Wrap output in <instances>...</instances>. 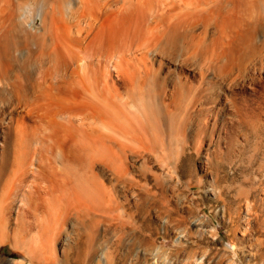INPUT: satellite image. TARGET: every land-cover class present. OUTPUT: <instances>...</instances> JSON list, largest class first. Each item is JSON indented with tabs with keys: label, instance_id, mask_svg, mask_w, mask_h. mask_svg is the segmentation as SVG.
Wrapping results in <instances>:
<instances>
[{
	"label": "bare ground",
	"instance_id": "1",
	"mask_svg": "<svg viewBox=\"0 0 264 264\" xmlns=\"http://www.w3.org/2000/svg\"><path fill=\"white\" fill-rule=\"evenodd\" d=\"M17 2L18 0L14 2L15 5L13 4V6L16 7L15 10L24 9V5L26 2L20 3V6L18 4L20 0L18 3ZM65 2L67 1L52 0L51 4L49 5L50 11L52 13L50 26L47 25L46 28L45 26L46 22L43 19H41L42 20L41 22H43L44 27L46 29L45 32L48 33L47 36H49L50 34L49 37L50 41L47 42L48 37L46 38V35H42L45 32L42 33L40 36L35 37V41H36L35 45L38 47V49L31 52V54L29 55L31 56L30 58L21 57L22 55L20 57L19 55L15 57L14 56L15 54L14 55L12 54L13 53L12 51H14L13 47L16 45L14 42L17 41L16 43H18V40H20V38H18L19 35L14 36L13 34L9 33V31L10 30L13 31V29L17 25L16 21L13 18L15 14H13L14 12H12V10L11 12L6 11L7 10L5 6L6 4L4 5L2 3L3 5L0 6V102H2L4 105L2 107V112L0 113V237L2 238L4 237L5 234H7L6 232L9 229L6 231V228H8V226L11 225L12 223L15 225L14 229L17 231V233L15 234L18 235L21 234V236H23L24 234H22V232L27 228L26 227L27 225L25 224L27 222L25 219V209H32L33 201L31 200L33 199V197L35 195L38 196L42 192L46 194L48 193L52 194L53 191H57L56 192L57 195H55V197L57 196V199L55 200H58V205L56 206L58 208H56V212H55L56 217L52 222V224L54 225L53 226L51 225L53 227L52 231H50L52 232L51 238L59 237L60 245L65 246L70 242L71 234L76 233V231L78 230L79 223L82 225L85 224L84 222H86L88 218L89 220L91 218L87 216H91L94 214L93 217L96 215V217H94V220H92L94 226L92 225L91 221L90 223H88L93 226L92 228H94V230H92L91 227L88 228V233L86 235L87 237L85 236L87 241V243H85L86 248L80 251V253L74 251L76 257L83 258L85 260L84 262L85 264L86 262L90 264H103V263L113 264L114 254L113 252H109L108 250V248H110L109 246L113 244L117 248V250H120L124 248L128 243L131 244L133 248L132 249L130 248L129 250L125 251L124 254L121 255L122 256L121 259L124 261L123 264H127L128 260L133 264H139L140 262L145 260L146 254L148 255L152 254L153 241L151 242L150 240L149 242H146L145 240L149 239L147 238V236H145L146 239H144L143 236L141 239L140 237L135 236L136 234L134 235L135 237H133L130 233H132L131 231L135 227L134 225L136 224V222L134 221L132 222L131 219L134 217L135 213L137 212L138 213L145 212L146 215H149L150 214L149 205L152 204V199H155L158 196H156V194L154 193L152 194L149 191V189L146 188L145 186L139 185L140 189L138 190L140 191L141 196L138 198V200L137 199L133 200V203L131 205V207H133L132 209L129 208L127 205L129 204L128 201L130 202V200L127 198H124L125 200L123 202H121V200H118L117 194L115 195L116 190L114 192L110 185L109 187H111V189H108L107 187L108 189L107 192H106L107 189L106 190L103 189L105 191V194L108 193V195L106 194L107 196L105 195L106 198L108 197L107 198L108 200H105L106 198L104 199V197H102L105 200L104 202L107 203L105 204L107 206H105V212H104V208H103L104 205L100 207L96 204V201H94V199L97 200L98 201L97 203H99V205H101L102 203L101 201H103V199L101 200V198L97 196L98 194L99 196L101 195L102 191L100 189H102L103 187L101 186L102 182L100 184V187H98L100 192H97L98 194H95L94 192V195L97 198L95 197L94 199H92V197L94 196L92 195L93 191L92 194L87 193L90 195H86V197H83L81 193V187H79L77 184L79 182H77V178H75V176H77L78 174L76 173L75 170L76 166H80L78 167V169L81 170V167H84L82 163L83 160H88V158L90 159V161L88 160L89 164L87 167L90 166V169L93 167V165L95 164L94 162L96 161L107 163V160L111 158L110 156L113 157L114 155L120 156L125 149H130L128 148L130 147V142L127 143L126 140L135 143L139 142L142 144L144 143V140L146 138H151V142H152V134H153L152 128L156 129V131L159 132V134H155L156 136H158L160 135V133L162 134V132H160V130L163 131V129H161L162 124L163 125L166 124L169 127L170 134L168 136L175 137L174 134L176 133L181 135L184 131L186 132L187 131L185 130L186 125H189L190 123L188 124L189 120H187L188 115L186 114V112H181L182 110H184L182 108L183 100L185 98L186 99L188 98L190 101H194L198 103H203L204 100L206 101L205 99L206 97L210 98V100H213V98L211 97H214L215 90L207 92V90L204 91L202 89V91H204L202 94H200L201 92L200 93L198 92L199 95H195L193 93L191 94L192 91L190 92L191 89L190 82L188 84V81L186 80L182 81L180 76L179 77L175 76L173 79V83L171 82L172 88L170 90L169 100L164 102L165 100L164 98L157 99L158 97L157 95L161 94L163 96L164 94L162 92L159 94L155 92L156 90L155 85L159 84L157 83L159 79L158 76L156 75V71L153 70L152 65H150L151 63L149 64L147 53L151 52L152 54L153 52V54L156 53L158 55L166 54L169 48L176 45L177 39L181 34L180 27L181 26L187 27V25H189L190 27L193 26L194 24L192 23L196 22L197 17L198 16L201 17L198 14L199 12L201 13L203 11H206L208 13L207 15L208 18L205 17L206 18L205 25L208 23V21H214V25H215V22H217L218 19H220L219 18L220 16L224 17L226 16L224 14H228L227 16L231 18L233 29L235 27V29L238 30V31L236 30L238 33H236V35L233 33L234 34L233 36L230 33L229 34L225 33L226 31L223 33L224 36L229 40L231 39V37L233 38L237 36V34H239L240 36H237L238 38L237 42L234 43L232 42L233 44L227 46L225 45V43L221 44L215 42L217 40L213 42L211 41L207 44L208 41L206 40L205 41L206 43L199 45L197 43L198 41L196 42L193 40L194 37L193 38L190 37V41H188L185 45L186 51L190 55L191 54L195 55L196 51H199L200 48V52L203 56V59L210 61L212 63L213 62L215 63L219 61L220 58L225 57L226 60L224 61H226V64L223 66L222 68L223 70L225 71L229 70L228 72H230V70L232 69L234 70V67L236 66L237 67V68L235 67L236 71L237 70L243 71L246 69L245 67L246 61L250 60V58L253 55L262 54V53H258L261 51H259L258 45L254 43L255 39H253V36L255 31L261 25L259 21L261 16H264V0H154V3L153 1H149L150 3L149 2L146 3L147 2L146 0H123L120 5L115 7H109L108 3L110 2V0H73L74 4L77 6L75 7L74 5L73 9L69 10V12L68 9L64 7ZM229 2H231V6L230 7H228V5L225 6L226 4H229ZM16 3L18 5H16ZM36 3L34 5H36ZM44 5H46V3ZM12 8L14 10V7ZM47 10L48 8L46 9V11ZM4 12H6L7 14ZM194 13L198 14L197 17ZM192 14H194L195 17H193ZM191 15L193 19L195 18L194 20L193 19L191 20V18L189 17ZM108 17L110 19L108 20L109 22L108 21L105 22V19ZM121 17L126 18L127 26H128V29L126 27L127 30L122 47L118 48L113 54L110 55L105 54L100 47V45L102 44L101 33L104 27L110 24V21L116 22ZM187 17H189L190 20H188ZM152 18L154 20L153 24L151 22ZM225 18L226 17H224V19ZM203 19L201 21L202 23H203ZM226 20L227 18L225 19V21ZM141 21L143 22L145 21V25H147L148 24L147 22H149L150 28L148 27L145 30L142 29L141 26H143L144 23L143 25H141L142 24ZM219 21L221 22V20ZM220 24L222 25L223 23ZM203 25L204 23L202 24V26ZM230 29L233 30L232 27ZM218 31L220 33V29ZM140 34L145 35L144 36L145 41L147 39L150 40L149 43L150 46H148L146 49L141 50V52L139 51L138 53H140V55H137L136 54L137 52L135 51L140 50L142 44L138 45L136 43V45L134 44L136 47H134L132 44V40L135 37H140ZM24 35H26L25 32ZM90 35L92 37L88 41V43L86 45L83 44V42L86 39H88ZM24 38H25L24 40L27 39L26 36ZM226 38H224V40H226ZM15 39L16 41H14ZM185 39L186 38H184V40ZM135 40L138 39L135 38ZM20 41L19 43H22V41L21 42ZM202 41L203 40H201V43ZM19 43L17 45H19ZM89 44L90 45L94 44L96 46L92 53H89L88 50ZM262 44H263L262 46L264 47V42ZM17 48H20V46ZM77 48H81L84 51H82L81 49L78 50ZM177 49H179L178 46ZM17 50L18 49H16V51ZM29 50L30 49H28V52ZM133 52H135V55ZM183 55L187 56L188 54H183ZM110 57L116 58L114 59V61H116L114 62L115 65L113 63V66L111 65L113 68L111 67L110 68L117 70V73L121 75L123 84L125 86V88L123 87L124 91H118L119 89L116 88V85L112 84L113 81L110 83L111 85L109 84L108 76L110 75V73L108 71L107 59H109ZM33 58L36 59V62H33L35 61V59L33 60ZM189 58H193V57H189ZM262 59L263 58H261V60ZM168 61L170 63L171 62L174 63V65H178V66L180 65L176 59H168ZM13 62L17 63V66L16 67L14 66V68H13L14 65ZM248 63L250 64V61L247 62V64ZM218 66L220 67V64ZM245 71H244V75H245ZM239 73L237 72V75H241V73L240 74ZM233 76L235 77V75ZM233 76L231 78H233ZM210 77H213V75ZM229 77L230 76H228V79ZM205 80L203 79L204 82L207 81ZM161 82H163V80ZM165 82H167L166 79L164 80L162 86L166 85L164 84ZM227 83L230 82L227 81ZM213 88L211 90H213ZM159 89L161 90L162 88ZM208 90H210V88H208ZM195 91H197V89ZM217 101L218 100H216L214 103H216ZM227 102H229V100ZM184 105L185 106L187 105V107H189L188 105H192L193 107V104H191V102L190 104L184 103ZM228 105L231 109L230 104ZM19 107H21L20 111L18 110ZM223 107H225L224 104ZM189 108L185 107V109H189ZM22 110L23 112L26 113L25 115L20 113L22 112ZM26 115L33 117L31 121L32 123L31 122L28 123L26 121L25 118ZM193 115H191V118ZM252 124H247V125L245 124V126L250 125V127L251 126L254 127ZM166 133L168 134L169 131ZM174 137H170L171 140ZM180 137L184 138L183 136ZM176 139L178 140V137ZM114 146L117 147L118 150L114 149L113 148ZM230 152L231 151H228L229 154ZM221 158L224 157H220V159ZM56 161L57 162L59 161L61 164L60 166L64 165L67 169L69 167L70 169L75 167L73 172H72L73 169L71 171H68L69 169L67 170V173L71 172V174L73 175L72 176L68 173L72 178L67 176L66 178L62 177V175L64 176L62 172H61L62 175L59 176L61 173L60 170L56 171V165H57ZM62 169H63L62 171L65 170L63 167ZM58 173L60 174L58 175ZM114 174L117 176L116 173ZM94 175L91 176V179L92 177H95ZM89 178L87 179L86 177L87 179L86 183L91 180ZM117 178L119 177H116V180ZM158 181L159 179L157 180V182ZM43 182H46L47 184L45 183L43 185ZM82 183H83V179L81 184ZM95 184H92L91 186L94 185L99 186L98 183L95 182ZM133 184L134 185L137 184L138 186V182L136 181ZM161 184L163 183L158 184V186H160ZM156 185L157 184H155V186ZM160 187L162 189L163 186L161 185ZM210 188H207V190H210ZM85 191L88 192L89 189L88 191L87 190ZM210 191H212V189ZM254 191L256 192V190ZM221 192L222 190L217 191V195H214L215 198L219 199L221 196L223 197ZM133 195L138 197V195L135 193H133ZM153 195H155L156 197L154 196L153 198L152 197ZM164 195H162L161 199L163 198ZM164 198L163 200L166 203L167 198L165 199ZM139 199H141V201H139ZM158 199H160V195ZM158 199L156 198L158 202L160 201L163 203V201ZM156 200L153 201L156 203L158 207L161 208L160 209L161 212L163 210L164 211L169 210L168 212L171 211L169 209V206L171 204L170 205L168 204L169 206L166 204L168 207L165 206V208L163 209V207H161L162 204L160 203L161 205L159 206ZM112 205L114 206V208L121 209L119 211L120 213L113 211L116 215L118 213V216L114 215V213L111 212L112 210L110 209H114L111 208ZM156 205L153 204L154 208L153 207L152 208L154 211H156L157 214L158 212L160 213L158 215H161V212L159 210L157 212V210L155 209V208L158 209ZM245 207H246V212L245 215L243 216L244 229L242 227L243 230L242 233L244 235L246 231L248 230L252 231V229L254 228L253 221L260 216L259 214L260 212L258 213L254 209L255 207L253 203L247 201ZM107 208H109V210ZM172 210H174L172 212H175L176 211L175 207L172 208ZM225 211L226 209L223 210V212ZM10 213H13L12 219L8 218ZM112 214L115 217H112L113 216ZM235 214L236 215L233 217L234 219L232 218V216H230V219L232 218V222L236 218L237 219L240 218V211L236 210ZM123 215L125 216V218L128 217V219L126 220L124 217L120 218ZM44 220H42V222H44ZM133 220L136 219L133 218ZM238 221L239 220H237V223ZM99 222H103L101 234L99 232H96L97 228L101 227ZM130 222L135 223L134 225L131 224L134 226L131 227L132 230L127 229L130 228L128 224ZM203 222L200 221L198 218L193 219V221L191 222L194 226L195 233L197 232L201 236L208 231L207 226H205L207 222L206 223ZM39 223H41V221ZM98 223L100 227H97L99 225L95 227V225ZM237 223L234 226L235 230L237 228L236 226H240V223H238L239 225ZM148 228L150 229V227ZM83 229H84V225L81 230ZM90 229L93 232L94 231L95 232L94 233L92 232L93 234H90L89 233ZM28 230H30L29 226H28ZM41 230H38V232H40ZM210 232L211 233L214 232L215 233V234L213 233L214 235L217 234L214 230ZM27 233L25 235H27ZM188 233L190 234L189 231ZM35 234L37 235V233ZM109 234H111L112 237L108 239ZM129 235H131L132 238L129 237ZM186 235L187 233L185 231L179 234L177 236L179 238L178 242H180L183 237L186 239ZM80 236L78 235V237ZM34 237L35 239H33ZM34 237L33 238L31 237L32 238L31 240L32 241L34 240L36 243V240L39 238V235L37 236L34 235ZM59 238H57V240ZM243 238L244 236L240 237L239 239L240 245L243 243L242 241L245 240V239L242 240ZM27 239L29 240L30 238ZM257 240L258 241L256 243L254 242L255 246L252 244L251 241L247 248H244L246 246V243L244 247H242L243 244L241 245L240 249L241 250L243 249L245 255L248 256L249 260L251 256L254 257V255H256V250L258 249L259 246L261 247L262 245V247H264V239L263 240L257 239ZM27 244H29L30 246V243ZM32 244L34 245V243L31 242V245ZM37 244L38 243H36L35 247H37L40 244V242L38 245ZM25 248L27 249L28 252L32 253L33 251L32 247H30L29 249L28 245H26ZM115 249L113 250L114 252L116 251ZM183 249L185 250L184 247ZM237 249L235 248V250H233L234 255L238 254ZM186 251L188 252L190 250L188 249ZM192 251H196V250L192 249ZM106 252H108L107 255ZM187 252L184 253V256H186L184 258V261L187 264H193V263L206 264L209 262V259L205 256V254L202 255L200 254L199 256H197L195 255V252L193 254ZM167 253H169V251H167ZM177 253H182V252H177ZM66 254L64 255L65 257ZM172 254L174 253L172 252L171 255ZM175 255L179 257L178 254L175 253L174 256ZM164 256L165 255H163V257ZM170 262L173 264L174 262H176V260H174L173 257H171ZM155 263L163 264V262H159L157 260L155 261Z\"/></svg>",
	"mask_w": 264,
	"mask_h": 264
},
{
	"label": "rangeland",
	"instance_id": "2",
	"mask_svg": "<svg viewBox=\"0 0 264 264\" xmlns=\"http://www.w3.org/2000/svg\"><path fill=\"white\" fill-rule=\"evenodd\" d=\"M3 1L0 0V6L3 4L4 5L6 4L5 5L7 8L6 11L11 12V10H12V12H14L13 14H15V15L13 16V18L17 23L15 28L13 27L14 28L13 31L10 30L9 33L13 34L14 36L19 35L18 38H20L21 41L25 39L24 38L25 36L27 38L26 40L22 41V43H19L20 40H18L19 45H17L18 43H16L17 42L16 39L14 40V41H16V42H14L16 45L13 47L15 52L12 51L13 52L12 54L13 55L15 54L14 55L15 57L18 55L20 57L22 55L21 57H27V58L29 57L30 58L31 56H29V55L31 54V52L38 49V47L35 45V42H36L35 37L40 36L42 33H44L46 31L43 22H41L42 21L41 19H43L46 22V24H45L46 28H47V25L50 26V24H51L50 21L52 19V13L50 11L49 5L51 4L52 0H36L37 3L35 0H30V1L29 0L28 1L22 0L23 2L21 0L19 2V0H18L19 3L18 2L17 3L19 4V6H20V3L26 2L24 5V9H21V10L19 8H18L19 10H15L16 7L13 6V4L15 5L14 2L17 0H13V2H12V0H8V1L3 0ZM34 1H35L36 5H34L35 4ZM66 1L67 2L64 3V7H66V9H68V12H69V10L73 9V6L75 4H74L73 0H66ZM119 1H120V3H119ZM119 1L118 0H110L108 5H109V7L118 6L122 3L123 0H119ZM146 1H147L146 3H148L149 1H153V3H154V0H146ZM17 3H16V5H18ZM45 3H46V5H44ZM227 5H228V7H230L231 2H229V4H226L225 6H227ZM76 6L77 5H75V7ZM12 7H14V10ZM38 8H41L44 10H41ZM47 8H48L49 12H48V10L46 11ZM4 13H6V12H4ZM194 14L196 15V17L198 14L201 16V17L198 16L199 18L197 17V19H196L197 23L196 22L192 23L195 26L193 25L190 27L189 25H187L188 28L181 26L180 27V31H181L180 36L181 37L180 36L178 37L176 45L169 48L168 49L169 51L167 50L166 54L158 55L156 53L153 54V52H152V54H151V52L147 53L148 59H149L148 60L149 64L151 63L150 65H152L153 70L156 71V75L158 76V79H159V81L157 82L159 84L156 83L157 85H155V89H156L155 92L158 94L162 92L164 94L163 96L161 94L160 95L156 94L159 97V98L157 97V99H163L164 98L165 99L164 102L169 100L170 90L172 88L173 79L175 76H178V77L180 76L182 81L186 80V81H188V84L190 82V85H191L190 86V88H191L190 92L192 91L191 94L193 93L195 95H199L198 92L199 93L201 92L200 94H202L205 90H207V92L215 90L214 91L215 92V95H214L215 99H214V97H211V98H213V100H210V98L206 97L205 98L206 101L204 100L203 103H198V102L190 101L188 98L187 99L185 98L183 100V105H182L183 106L182 108L184 110H182L181 112H186V114L188 115L187 120L190 121V122L188 121V124L189 123L190 124L186 125L185 130H187V131L186 132L184 131L185 133L183 132L181 135H179L178 133H176V134L173 133L175 135V137L174 136H168L170 134L169 127L166 124H164V125L162 124L161 129H163V131L160 130V132H162L163 135L160 133V135L156 136L155 134H159V132L156 131V129L152 128L153 129L152 130V133H153L152 134V142H151V138H146L144 140V143H142V144L139 142L135 143V142H131V141L126 140L127 143L130 142V147H128L130 149H125L121 153L120 156H115V155H114V157L110 156L111 158L107 160V163H102V162H97V161L94 162L95 164L93 165V167L91 169H90V166L87 167L90 159L88 158L89 161L83 160L82 163H83L84 167H81V170L78 169V167H80V166H76L75 170H76V173H78V174H77V176H75V178H77V182H79L77 184L79 187H81V193H82L83 197H86V195L92 194V191H93L92 195H94V192H95V194H98L97 192H100L98 187H100V184L102 182L101 186H103V187L100 190L102 191L101 195H103V196H101V195L99 196V194L97 195L98 197L101 198V200L103 199L102 197H104V199L106 198L105 197L106 194L108 195V193L105 194L104 190H106L107 187H108V189H111V187H112V190L114 192L116 190L115 195L117 194L118 200H121V202H123L125 200L124 198H127L130 200V202L128 201L129 204H127V205L129 208H132V209H133V207H131V205L133 203V200L134 199L138 200V198L141 196V193L138 190V189H140L139 185L145 186L146 188L149 189V191L152 194L154 193V194H156V196H158V197H156L155 195H153L152 196L153 198L155 196L158 199L159 195H160V199H158V200L163 201V203L160 201L158 202L156 200V198L152 199V204L149 205L150 214L146 215L145 212H142L143 214L140 212L142 214L141 215L140 213L137 212L138 214L135 213V215L133 217L136 220H133V218L131 219V221L136 222V224L132 223V222L128 223L130 228H127V229H131V227L135 226L134 227L135 230H134V228H133V230L131 229L132 231L130 230L132 232L130 234L133 237L137 236V237H140L142 239V236H143V238L146 239L145 236H147V238H149V239H146L145 240L146 242H149L150 240H151V242L153 241V243H152V254L151 255L146 254L145 260L140 262L139 264H156L155 263L156 260L159 262H163V264H172L170 262L171 257H173V259L176 260V262H174L173 264H187L184 261V258L186 257V256H184V253H186L187 252L186 250H188V249L190 251H188L187 253H190V254H193L194 252H195V255H197V256H199L200 254L201 255L205 254V256L209 259V262H210V263L208 262L206 264H232V263L233 264H243V263L244 264H249V263L250 264H263V261H264V249L263 248L264 247H262V245H261V247L260 246L258 247V249L260 248L259 249L260 251L257 249L258 251L256 250V255H254V257L251 256L252 258L250 257V260H249L248 256L245 255L243 249L241 250L240 248H241L242 244H243L242 247H244L245 243H246V246L244 248H247L250 241L255 246V243L258 241L257 239H261V240L264 239V228H263L264 227V220H263V218H264L263 217L264 216L263 215L264 214V211H263L264 210V188H263L264 187V51H263L264 47L262 46L263 45L262 43L264 42V33H263L264 32V27H263L264 26V21H263L264 16H261V18L259 20L261 25L255 31L254 36H253V39H255L254 43H256L258 45L259 51H261L258 53H262V54L261 55L260 54L253 55L254 57L252 56L250 58V60L246 61V63H245L246 69L243 68L246 71L243 69H242L243 71H239V70L236 71L235 70L236 66H235L234 70L232 69V70H230V72H228L229 70L225 71L222 69L223 66L226 64V61H224V60H226L225 57H222L219 59V61L212 63L210 61L203 59V56L200 52V48H199V51H196V53H195V55L197 54L198 56L197 55L195 56L194 54L190 55L186 51L185 45L188 41H190V37H192V38L194 37L193 40L196 42L198 41L197 43L199 45L206 43L205 42L206 40L208 41L207 44L211 41L213 42V41L217 40L215 42H218L221 44L225 43V45H227V46H230L234 42H237L238 41L237 36H240L239 34H237V36H235L233 38L231 37V39L229 40L224 36V33H223L226 31L225 33H228V34L230 33L232 36L234 34L236 35V33H238L237 32L238 30L235 29V27H234L235 30L233 29L231 18L229 16H227L228 14H224V15H226L224 17H226L227 20L225 21L226 18L224 19L223 16H220L219 17L220 19H218V21L221 20V22L217 21L219 24L223 23L222 25L221 24L219 25L217 22H215V25H214V21H208V23L205 25V19H206L205 17H207L208 13L206 11H203L201 13L199 12L198 14L197 13H194ZM194 14H192L193 17H195ZM201 14H204V15H201ZM40 15L43 18H41ZM192 15L189 16L191 18V20L193 19ZM65 16H66V14H65ZM189 17H187L188 20H190ZM149 18H150V15H149ZM202 19H203V23H204L203 26H202L203 23L201 22ZM108 20H110L109 17L105 19V22H107ZM222 20L225 22H223ZM141 22H142L141 25H143V23H144V25L141 26L142 29L145 30L148 27L150 28L149 22H147L148 24L146 23L148 26L145 25V21L144 22L141 21ZM151 22H152V24L154 23L153 18H152ZM226 22H227V24H226ZM216 24H218V25H216ZM224 24H225V26H224ZM126 27L128 29L127 21H126L125 17L124 18L121 17L116 22L110 21V24L104 27V29L101 33L102 44L100 45V47L105 54H109V55L113 54L118 48L122 47V44H123V41H124V38L126 35V30H127ZM133 27H134V24H133ZM218 27L220 29V33L218 31L219 30ZM231 27L233 30L230 29ZM42 28H44V29H42ZM17 30H19V31H17ZM206 30H208V31H206ZM233 31H235V32H233ZM24 32L26 33V35H24ZM203 32H204V34H203ZM45 33L42 35H46V38L48 37L47 42H49L50 41V39H49L50 34H49V36H47L48 33H46V34ZM184 33L186 36L184 35ZM91 35L88 37V39H86L83 42V44L86 45L88 43V41L92 37ZM144 36H145L144 34H140V37H135L138 40H135V38H133V40L131 39L134 47H136L135 46L136 43L138 45L142 44L141 49L135 51V52H137L136 53L137 55H140V53H138L139 51L141 52V50L146 49L148 46H150L149 45L150 40L147 39L148 41L147 40L145 41ZM200 36H202V37H200ZM184 38H186V39L184 40ZM222 38H223V40H222ZM224 38H226V40H224ZM201 40H203L202 43H201ZM138 42H140V43H138ZM23 43L24 44L26 43L25 44L26 46ZM19 46H20V48H17ZM177 46L179 49H177ZM15 47H16V49H18L17 51H16ZM95 47L96 46L94 44H91V45L89 44V47H88L89 53H92L93 50L95 49ZM28 49H30L29 52H28ZM77 49L80 50L81 48H77ZM174 49H176V50H174ZM82 51H84V50H82ZM135 52H133L134 55H135ZM168 53H169V55H168ZM182 53L188 54V55L186 56V55H183ZM189 57H193V58H189ZM35 58H33V60ZM166 58L176 59L180 65L179 66L174 65V63H172V62L170 63L168 61V59H166ZM254 58H256V59H254ZM261 58H263V59L261 60ZM36 59L33 62H36ZM114 59H116V58L110 57L109 59H107L108 60L107 61L108 62V71L110 73V75L108 76L109 84L113 81L112 84L116 85V88L119 89V90L117 89L118 91H124L125 86L123 84V80L121 78V75L119 73H117V70L111 69V68H113L112 67L113 63L116 62V61H114ZM249 61H250V64L249 63L247 64V62H249ZM219 64H220V67L218 66ZM114 65H115V63H114ZM14 66L16 67L17 63H14L13 68H14ZM262 67H263V69H262ZM209 70H211V71H209ZM244 71H245V75H244ZM226 72H228V73H226ZM237 72L238 73L240 72L241 75H237ZM225 74H227V75H225ZM229 74H231V75H229ZM212 75H213V77H210ZM233 75H235V77ZM228 76H230L229 79H228ZM232 76H233V78H231ZM201 77H202V79H201ZM165 79L167 82H165L164 84H166V85L162 86ZM203 79L204 80L206 79L207 81L206 80L205 81L207 83L204 82ZM162 80H163V82H161ZM227 81H229L231 84L227 83ZM221 83H222V86H221ZM193 86H194V88H193ZM207 87L210 88V90H208ZM159 88H162L163 91H162V89L160 90ZM212 88H213V90H211ZM196 89H197V91H195ZM202 89L204 91H202ZM223 89H224V91H223ZM207 92H205V93H207ZM219 92H221V93H219ZM218 93H219V95H218ZM217 96H219V97H217ZM221 97H222V99H221ZM207 99H208V101H211V102H208ZM188 100L191 102V104H193V107H192V105H188L190 107L189 108V107H187V105L186 106L184 105V103L190 104V102ZM216 100H218V101L216 103H214ZM228 100H229V102H227ZM230 100H231V102L232 101L233 102L231 103ZM227 103L230 104L231 109ZM223 104L225 107H223ZM199 105H200V107H199ZM201 105H203V106H201ZM226 105H227V107H226ZM234 105H235V108H234ZM3 106H4L3 103L0 102V113L2 112ZM185 107L189 108V109H185ZM202 107H203V109H202ZM163 109H164V107H163ZM18 110L20 111L21 107H19ZM20 113H22L24 115L26 114L25 112H23V110ZM191 115H193L192 118H191ZM25 118H26V121L28 123H30L32 121L33 117L26 115ZM244 123L246 125L253 123L252 125L254 127L251 126L252 127L251 128L250 125L245 126ZM167 130L169 131L168 134L166 133V132H168ZM176 135L178 137V140H180V141H178L176 139L177 138ZM180 136H183L184 138H181ZM170 137H174V138H172V140H171ZM120 142H122V141H120ZM229 146L232 149H230ZM113 148L118 150L117 147H115V146ZM226 149H228V150H226ZM228 151H231L230 154L228 153ZM226 154L228 157L226 156ZM220 157H224V158L220 159ZM225 159H226V161H225ZM226 162H227V164H226ZM106 164H108V165H106ZM216 164H217V166H216ZM60 165L61 164L58 161L57 165H56V171L60 170V173L62 172L64 174V176L62 175V173L61 174L58 173V175L60 174L59 176L62 175V177H64V178H66V176L70 177V175H72V174H71V172H68L70 174L69 175L67 173V170L69 169L68 171H71L73 169L72 170V172H73L75 167H73L71 169L69 167L67 169L64 165L63 166H60ZM62 167L65 169L64 171H62L63 170ZM117 172H119V173H117ZM84 173L86 176L84 175ZM114 173H116L117 176ZM82 175L85 177H83ZM93 175L95 177H92V179H91V176H93ZM86 177H87V179L89 177H90L89 179H91L87 183H86V181H87ZM116 177H119V178L121 177V178H120V180H119V178H117V180H116ZM130 177H132V178H130ZM70 178H72V177H70ZM84 178H85V180H84ZM219 178H220V180H219ZM223 178H224V180H223ZM78 179H79V181H78ZM82 179H83V183H82L83 185L81 184ZM133 179H135V180H133ZM158 179H159V181L157 182ZM84 181H85V184H84ZM116 181H119V182H116ZM123 181H125V182H123ZM130 181H132L133 183H135V181L138 182V186H137V184L134 185ZM95 182L98 183L99 186L98 185L95 186L96 185ZM103 182L105 183V185ZM45 183L46 182H43V185ZM160 183H163L161 185L163 187L165 186L164 189H163V187L161 189V187H160L161 185L158 186V184H160ZM79 184H81V185H79ZM92 184H95V185L91 186ZM155 184H157L156 185L157 187L155 186ZM110 185H111V187H109ZM113 185H114V187H113ZM152 186H154V187H152ZM207 188H210V190L212 189V191L207 190ZM88 189H89V191H88ZM108 189L106 190V192L108 191ZM82 190H83V192H82ZM85 190H87L88 192H86ZM221 190H222L221 193H222L223 197L221 196L219 199L215 198L214 195H217V191H221ZM254 190H256V192ZM56 192L57 191H53L52 194H50V193L46 194V193L42 192L38 196L35 195L33 197V199L31 200V201H33L32 209H25V219L27 221L25 224L27 225L26 226L27 231L25 229L22 232V234H24L23 236H21V234L20 235L15 234V233H17V231L14 229L15 225L13 223L11 225H9L10 227L8 226V228H6V231L9 229L6 232L7 234H5L4 237H2V238L0 237V264H15V263L16 264H21V263L22 264H85L84 263L85 260L83 258L76 257L75 252L80 253V251H82V250H84V248H86L85 243H87V241H86L87 236L86 235L88 233V228L91 227V229L94 230V228H92L94 226L93 225L94 223H92L93 222L92 220H94V217H96V215L94 217H93L94 214L91 216H87V217H91L90 220H89V218L88 219L85 218L87 220H86V222H84L85 224H83L84 225L83 230H81L83 225L79 223V228L76 231V233L71 234L70 242L68 244H66L65 246L64 245L61 246L60 245V238L59 237H56V238L52 237L51 238L52 232H50V231H52V228H53L52 226L54 225V224H52V222L54 221V218L56 217L55 216L56 208H58V207H56L58 205V200H55V199H57V196L55 197V195H57ZM87 193H90V194H87ZM133 193L137 194L138 197L133 195ZM162 195H164L163 198L166 196L165 198H167V202L169 201L170 203L169 202L165 203L163 198L161 199ZM240 196H241V198H240ZM95 197L96 196L94 195L92 197V199H94ZM107 198L105 200H108ZM104 199H103V201H101L103 203V204L101 203V205H99V203H97L98 202L97 200L94 199V201H96V204L100 207L102 205H104L103 208H104V212H105V206H107L105 204H107V203L104 202L105 201ZM153 200L154 201L156 200V202H157V204H159V206L162 204L163 206L161 205V207H163V209L168 204L169 205L171 204L172 206L168 205L169 209L171 210L170 211L171 213L168 212L169 210L164 211L163 209L162 210L164 212L163 211L161 212V210H160L161 208L158 207ZM139 201H141V199H139ZM247 201L254 204V207H255L254 209L258 213L260 212L259 213L260 216L257 217L256 220H254L255 222L253 221L254 228L252 229V231L248 230L245 232V235H244L242 233V231H243L242 227L244 229V218H243V216L245 215V212H246L245 204L247 203ZM237 203H238V205H237ZM153 204L156 205V207H158V209L157 208H155V209L157 210V212L159 210L161 212V215H158L160 213L158 212V214H157L156 211L153 210V208H154ZM224 205H225V207H224ZM173 206L176 209L175 212H172V211H174V210H172V208H174ZM103 208H102V210H103ZM111 208H114V206L112 205ZM223 208L226 209L225 212H223V210H225ZM107 209L109 210V208H107ZM107 209H106V211H107ZM115 209H117V208L110 209V210H112L111 212H113V211L119 212L121 210V209H117V210H115ZM236 210L240 211V218H238V219L236 218L237 220H239L238 223H240V226H236V227L237 228L240 227V228H238V229L236 228V230H235L234 226L236 225L237 220L235 219L236 221L234 220L232 222V218L236 215L235 214ZM107 213H108V211H107ZM168 214L169 215L171 214V215L169 216ZM114 215H116V214L114 213ZM114 215L112 217H115ZM116 216H118V213ZM230 216H232L231 219H230ZM123 217L125 218L124 215L120 218H123ZM8 218L12 219L13 213H10ZM195 218H198L202 222L204 221L203 223L207 222V224H205V226H207L208 231H209V228L211 227L210 231L214 230L217 234L214 235L215 234L214 232L211 233L209 231V233H208V231H207L206 233H204L205 235L203 234L201 236L197 232L195 233L194 226L191 223L193 221V219H195ZM10 219H9V221H10ZM85 219H84V221H85ZM125 219L127 220L128 217ZM42 220H44V222H42ZM40 221H41V223H39ZM90 221H91L93 226L91 224H88V223H90ZM99 223H100L101 227H100ZM99 223L96 224L95 227L97 225H99L97 227H100V228H97L96 232H99L101 234L103 222H99ZM9 224H10V222H9ZM131 224H133V225L135 224V225L133 226ZM28 226H29L30 230H28ZM40 226H41V228H40ZM50 226H51V228H50ZM146 226L150 227V229ZM138 228H140V229H138ZM91 229H90L89 233L93 234L95 231L93 232ZM38 230H41L40 231L41 233L38 232ZM183 231H185L187 233L186 239L183 237L184 239L182 238V240L180 242H178L179 238L177 236L179 234H181ZM188 231L190 232V234L188 233ZM26 233H27V235H25ZM35 233H37V235H39V238L36 240V243L39 244V242H40L39 245L37 244L38 245L37 247H39L41 245L39 248L35 247L36 246L35 241L31 240L34 237V235L37 236ZM78 235L79 236L81 235L80 236L81 238L78 237ZM131 235H129V237H131ZM243 236H244V238L242 240H244V239L245 240L242 241L243 243L240 245L239 239H240V237H243ZM24 237H25V239H24ZM111 237H112V235L109 234L108 239ZM256 237H257V239H256ZM27 238H30V239L28 240ZM57 238H59V239L57 240ZM26 239H27V241H26ZM33 239H35V237ZM38 240H39V242H38ZM1 241H3V242H1ZM31 242L34 243V245L32 244L33 246L31 245ZM25 243H26V245H28L29 249H30V247H32L33 255H32V253L27 251V249L25 248V246H26ZM27 243H30V246ZM42 244H44V245H42ZM235 244H236V246H235ZM53 246H54V248H53ZM113 246L114 245L111 244V246H109L110 248H108L109 252H113V254H114V259H113L114 263L113 264H123L124 261L121 259L122 258L121 255L124 254L125 251L129 250L130 248L132 249L133 246H131V244L127 243L126 246L120 250H117V248L114 246L116 248L115 249ZM161 246H163V247H161ZM190 246H191V248H190ZM183 247L185 248V250L183 249ZM237 247H238V249H237ZM156 248L158 251L156 250ZM235 248L237 249V251H238L237 253L239 254V256H238V254L234 255L233 250H235ZM114 249L116 250L115 252L113 251ZM192 249H194L196 251H192ZM167 251H169V253H167ZM176 251L182 252V253H177ZM68 252H69V254H68ZM158 252H160V253H158ZM172 252L174 254L175 253L178 254L179 257H177V255L174 256V254L171 255ZM65 254H66V257L64 256ZM107 254H108V252H106V255ZM163 255H165V256L163 257ZM223 256H224V258H223ZM152 257H153V259H152ZM157 257H159V258H157ZM232 259H233V261H232ZM248 261H250V262H248ZM86 264H90V263L86 262ZM103 264H105V263H103ZM106 264H109V263H106ZM127 264H133V263H131L128 260Z\"/></svg>",
	"mask_w": 264,
	"mask_h": 264
}]
</instances>
